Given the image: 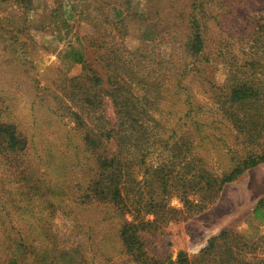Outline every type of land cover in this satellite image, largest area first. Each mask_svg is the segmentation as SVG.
I'll return each mask as SVG.
<instances>
[{"label": "rangeland", "instance_id": "obj_1", "mask_svg": "<svg viewBox=\"0 0 264 264\" xmlns=\"http://www.w3.org/2000/svg\"><path fill=\"white\" fill-rule=\"evenodd\" d=\"M25 1L0 0V264L6 258L17 264H177L180 252L193 262L223 229H228L224 240L199 264H223L221 258L226 264H264V222L252 214L264 199V164L224 185L203 212L175 217L154 234L141 232L139 259L126 251L120 237L124 224L134 222L133 213L124 206L133 203V192L143 177L150 180L156 175L161 157L150 155L141 166L128 163L132 180L126 184V205L88 198L94 174L88 135L113 125L115 118L109 100L96 112L79 109L69 100L77 91L72 79L84 67L76 61V50L88 46V37L96 29L105 34L106 42L120 44L116 36L120 33L129 66H142V73L156 77L155 55H169L175 39L168 38L164 44L146 34L159 30L154 24L156 13L173 21L174 10L182 9L188 0ZM196 4V11L206 15L207 46L213 54L206 77L220 86L226 68L215 57L216 50H230L226 38H236L255 22L264 25V0H198ZM170 32L175 34L176 27ZM139 45L146 49V58L131 54ZM198 78L188 76L186 93L204 106L201 112L206 118H213L215 107L202 93ZM184 92L178 101L174 97L163 103L166 109L172 106L171 117L163 122H168V129L187 110ZM102 113L104 118L99 120ZM179 120L177 126L183 127L184 120ZM221 129L229 135L226 125ZM224 150L216 140L201 151L214 172L228 168ZM166 198L165 210H183L178 197ZM152 219V215L144 218ZM13 242L24 244L9 249Z\"/></svg>", "mask_w": 264, "mask_h": 264}, {"label": "trees", "instance_id": "obj_2", "mask_svg": "<svg viewBox=\"0 0 264 264\" xmlns=\"http://www.w3.org/2000/svg\"><path fill=\"white\" fill-rule=\"evenodd\" d=\"M197 1L188 0L182 9H175L173 21L156 13L154 24L159 30L146 35L164 44H168V38L175 39L176 45L165 57L155 55L156 77L149 72L142 73L145 70L142 66H129L123 54L127 51L124 36L120 33L116 34L120 44L106 42L105 34L96 29L88 37V46L82 51L74 49L76 61L84 67L83 72L72 79L77 91L69 100L79 109L86 107L88 112H96L103 107L104 100H109L115 118L113 125L102 126L88 135V147L94 159L88 198L126 205V184L132 180L128 163L135 161L141 166L150 155L161 157L156 175L150 180L143 177L133 192V203L124 206L133 213L134 222L124 224L120 237L126 251L136 259L143 255L141 232L154 234L162 223L175 217L203 212L216 201L224 185L264 164V25L255 22L236 38H226L225 44L232 47L230 50H216L215 57L226 68L224 82L216 86L206 77V66L213 54L207 46L206 15L196 11ZM122 22L120 20V24ZM171 27H176L175 34H171ZM87 52L91 53L88 58ZM131 54L146 58V49L139 45ZM191 74L193 78L199 77L202 93L215 107V118H206L201 112L204 106L186 93L189 91L186 79ZM182 92L187 106L179 118L184 120L183 127L177 126L178 119L174 124L176 128L168 129V122H163L171 117L172 106L166 109L163 103L174 97L178 101ZM103 118L102 113L99 120ZM225 125L230 129L229 135L221 132ZM3 129L5 131L6 127ZM216 140L224 145L228 168L214 172L201 151L208 145L213 146ZM40 195L46 199V192ZM172 196L183 202V210L164 209V197L167 200ZM252 214L255 220L264 222V199L256 203ZM147 215H152L153 219L145 221ZM227 233L228 229H223L218 236L210 238L193 262L185 253H178L177 264H199L206 255L212 254ZM15 244L24 243L13 242L8 248ZM221 260L226 264L223 258ZM4 261L11 264L13 259Z\"/></svg>", "mask_w": 264, "mask_h": 264}]
</instances>
